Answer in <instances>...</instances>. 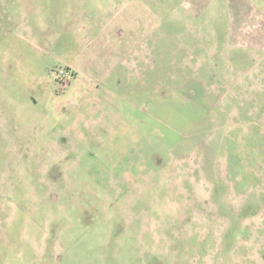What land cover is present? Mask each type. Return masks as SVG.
<instances>
[{
  "label": "rangeland",
  "instance_id": "obj_1",
  "mask_svg": "<svg viewBox=\"0 0 264 264\" xmlns=\"http://www.w3.org/2000/svg\"><path fill=\"white\" fill-rule=\"evenodd\" d=\"M0 264H264V0H0Z\"/></svg>",
  "mask_w": 264,
  "mask_h": 264
},
{
  "label": "built area",
  "instance_id": "obj_2",
  "mask_svg": "<svg viewBox=\"0 0 264 264\" xmlns=\"http://www.w3.org/2000/svg\"><path fill=\"white\" fill-rule=\"evenodd\" d=\"M56 75L59 79L60 78L63 79V81L66 82L67 84L74 79V74L68 69L67 70L60 69L59 71H57Z\"/></svg>",
  "mask_w": 264,
  "mask_h": 264
}]
</instances>
